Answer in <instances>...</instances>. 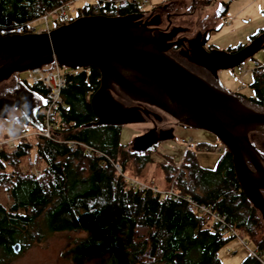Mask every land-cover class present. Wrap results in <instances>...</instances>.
Masks as SVG:
<instances>
[{
    "label": "trees",
    "instance_id": "trees-1",
    "mask_svg": "<svg viewBox=\"0 0 264 264\" xmlns=\"http://www.w3.org/2000/svg\"><path fill=\"white\" fill-rule=\"evenodd\" d=\"M78 1L0 0L1 36L26 34L45 14ZM78 11L85 17H116L139 13V7L133 0H99L86 1ZM262 35L264 31L251 42ZM75 72L63 92L65 108L53 113L52 139L37 136L0 149V187L7 198L6 204L0 203V255L15 257L16 244L24 252L43 243L48 233L69 232L83 234L71 250L77 262L95 258L97 264H223L219 253L236 238L230 229L238 235L239 230L246 232L255 250L264 254V219L241 188L230 152L209 170L197 158L198 152L212 149L202 143L185 152L180 167L164 166L177 195L164 200L152 190L129 188L113 166L103 167L104 158L81 149L72 153L68 142H84L137 178L149 161L147 153L121 144V127L94 125L91 99L101 86L100 71L92 67ZM29 85L39 94V110L46 107L48 89ZM251 87L255 102L264 106V77ZM28 127H33L30 122ZM200 204L211 205L226 218L225 231H213L210 217L197 210ZM244 264L259 262L250 256Z\"/></svg>",
    "mask_w": 264,
    "mask_h": 264
},
{
    "label": "water",
    "instance_id": "water-1",
    "mask_svg": "<svg viewBox=\"0 0 264 264\" xmlns=\"http://www.w3.org/2000/svg\"><path fill=\"white\" fill-rule=\"evenodd\" d=\"M144 17L143 13L87 16L50 33L0 36V84L15 74L55 61L73 70L97 68L101 86L91 99L97 117L95 126L122 127L144 122L141 112L115 98L111 90L114 84L131 101L157 107L186 127L213 134L232 154L240 186L264 219V167L249 136L251 132H264V107L223 91L167 55L174 45L170 43L188 29L174 27L170 32L154 35L153 30L139 26ZM161 19L154 16L149 25L159 27ZM262 48L264 35L237 53L217 49L207 52L201 46L195 63L219 81V71L242 66ZM21 99L29 102V122L40 129L34 112L36 100L40 99L31 90L23 96L0 97V108ZM173 139L172 135L162 140ZM158 142L156 134L150 131L134 140L133 150L146 153ZM21 250L20 244L13 246L15 254Z\"/></svg>",
    "mask_w": 264,
    "mask_h": 264
},
{
    "label": "rangeland",
    "instance_id": "rangeland-1",
    "mask_svg": "<svg viewBox=\"0 0 264 264\" xmlns=\"http://www.w3.org/2000/svg\"><path fill=\"white\" fill-rule=\"evenodd\" d=\"M85 0H80L71 4L68 14H73L75 10L83 8ZM167 4L169 14L177 15L174 18L173 26L190 29L189 36L209 28L211 35L209 48L220 51L237 49L242 45H248L251 38L264 31V0H152L148 9L155 6ZM227 12L234 16L232 25H225L220 22L221 16ZM43 23L39 20L32 24V27L39 29ZM52 29L55 27L52 25ZM264 66V48L259 50L253 57L247 59L242 65L245 71ZM64 70H68L65 69ZM76 71V70H75ZM240 74L238 68L221 70L218 72V80L213 81L225 92L232 95L254 97L255 91L251 87L256 78L252 73ZM31 71L18 73L17 77L21 81L31 80ZM241 78L242 81H241ZM5 83V82H4ZM4 83L0 84V90ZM244 88V89H243ZM117 100L123 102L119 89L112 90ZM28 129V128H27ZM144 127L137 124H128L121 127V144L133 149L134 140L141 136ZM8 140L5 136L3 141ZM18 140V139H17ZM15 141V144L18 141ZM191 142V148L195 149L199 144H206L212 149L197 153V158L201 167L214 170L225 147L213 134L199 129L185 128L179 129L173 140L164 141L148 152V163L145 164L140 178L128 174L130 177L138 179L146 184L156 185L160 190L171 189L172 185L166 179L164 166H178L183 160L188 147L184 142ZM221 148V151L218 149ZM172 170V168H169ZM0 201H6V195L0 187ZM242 238L233 239L219 253L223 264H244L250 258V251L255 250L253 239L243 230H239ZM82 233H48L43 243H37L24 252H19L15 257L0 255V264H97L95 258L77 262L73 259L71 250L77 238L82 237Z\"/></svg>",
    "mask_w": 264,
    "mask_h": 264
},
{
    "label": "built area",
    "instance_id": "built-area-1",
    "mask_svg": "<svg viewBox=\"0 0 264 264\" xmlns=\"http://www.w3.org/2000/svg\"><path fill=\"white\" fill-rule=\"evenodd\" d=\"M85 1H99V0H85ZM136 5L139 7V13L145 14L148 10V6L150 5L152 0H133ZM70 6H62L58 9H56L53 12L45 14L40 21L43 23V26H41L39 29L33 28L32 25H29L28 33H50L52 30V25L55 28H58L60 26L68 25L72 23L74 20L78 19L76 18L77 15H80V17H85L83 12H79L78 10H75L73 14H68V9ZM234 16L227 12L225 15L221 16L220 22H222L225 25H232L234 22ZM0 31V36H1ZM68 69V70H64ZM238 71L240 74L252 73L256 79H261L264 77V66L253 68L252 70L245 71L242 66L238 67ZM76 73L75 70L69 69L66 67H63L61 64H59L57 61H55L53 64L45 67L35 68L31 70V80L30 81H23L24 83H29L33 85H41L48 89L49 93V103L46 107L39 110V114L42 117V125L41 128H35V127H28L26 134L21 136L17 141L19 140H29L33 137H44L47 139H52L53 137V113L55 110L59 108H65V103L63 101V92L69 85V78ZM243 78H241L242 81ZM244 89V88H243ZM16 141V140H15ZM15 141L8 142L2 141L0 142V149L8 146L10 148H14ZM187 147L191 146V142H184ZM70 146V150L72 153H76L79 149L83 150L86 155L88 156H94L99 158H104L102 161L104 168H109V166H113L115 169L117 176L122 177L129 188L137 189L141 192H144L145 190H152L155 193H158L161 195L162 199H166L169 197H177L174 191V184H172L171 189L168 190H160L159 188L155 187L151 184H146L142 181H139L138 179L130 177L127 173L123 171L122 166L119 163L113 162L107 154L100 151L99 149H96L84 142H78V141H71L68 142ZM218 151H221V148L218 149ZM180 167V166H179ZM197 210L200 214L210 217L211 222L213 224V231H225L227 228V221L226 218L219 213L215 212L211 205L207 204H200L197 205ZM231 236H235L236 238H241L237 232L230 229L228 232ZM250 255L253 259L257 260L259 264H264V254L261 252H258L257 250H249Z\"/></svg>",
    "mask_w": 264,
    "mask_h": 264
},
{
    "label": "flooded vegetation",
    "instance_id": "flooded-vegetation-1",
    "mask_svg": "<svg viewBox=\"0 0 264 264\" xmlns=\"http://www.w3.org/2000/svg\"><path fill=\"white\" fill-rule=\"evenodd\" d=\"M169 6L167 4H162L153 7L152 9H148L145 13V17L142 21V23H139L140 27H146L147 29L153 30L152 33L159 34L163 32H170L173 26V21L174 18L171 20H168V12ZM161 16L162 24L159 27L149 25V22L152 20L154 16ZM159 20V19H157ZM157 29V30H156ZM185 29V28H184ZM190 33V29L187 30L185 33H180L170 44L172 45L168 51L167 55L175 59L178 63H180L182 66L190 70L192 73L200 76L207 82L214 84L215 86H218L214 81H213V75L204 69L203 67L197 65L195 63V60H197L196 56L199 54V51L201 50V46L203 49H205L207 52H211L212 50H215L213 48H209V39L211 32L209 28L204 29L203 31H199L196 34L189 36L188 34ZM207 34V35H205ZM198 39L197 41H194L190 43V41ZM169 45V44H168ZM213 77V78H212ZM219 87V86H218ZM31 86L27 83H24L21 81L18 77L17 74L13 75L8 81L4 83L0 90V97H17V96H23V94L26 92V90H31ZM114 91L118 90V88L112 84L111 85V90ZM32 91V90H31ZM33 92V91H32ZM36 97H39V94L34 92ZM122 98L123 104L126 105L127 107H132L138 110L139 112L142 113L144 122L137 124L141 125L144 127V130L141 135H144L150 131L156 134L157 140H159V144H162L164 140H162L164 137L168 136H174L176 135L177 131L185 128L186 127L182 124H180L176 119H174L172 116L168 115L167 113L163 112L162 110L158 109L157 107L144 104V103H139V102H134L131 101L129 98H127L125 95ZM238 96V95H236ZM241 97V96H238ZM245 97V96H244ZM243 99H253L250 101H257L258 98L250 97V98H244ZM257 103V102H255ZM258 104V103H257ZM262 106V105H261ZM39 107H40V100H36V104L34 105V112L37 117V113H39ZM264 107V106H263ZM38 119V118H37ZM250 140L254 148L257 150L258 155L261 159V162L264 167V132H251L250 133ZM155 146V147H156ZM154 147V148H155ZM227 151V150H225ZM150 152V151H148ZM146 152V153H148ZM249 167L252 171H256L254 166L252 164H249ZM262 193L264 195V190H262Z\"/></svg>",
    "mask_w": 264,
    "mask_h": 264
},
{
    "label": "clouds",
    "instance_id": "clouds-1",
    "mask_svg": "<svg viewBox=\"0 0 264 264\" xmlns=\"http://www.w3.org/2000/svg\"><path fill=\"white\" fill-rule=\"evenodd\" d=\"M29 118V102L24 99L16 104H5L0 108V142L5 136L8 142H13L26 134Z\"/></svg>",
    "mask_w": 264,
    "mask_h": 264
},
{
    "label": "crops",
    "instance_id": "crops-1",
    "mask_svg": "<svg viewBox=\"0 0 264 264\" xmlns=\"http://www.w3.org/2000/svg\"><path fill=\"white\" fill-rule=\"evenodd\" d=\"M33 126V125H32ZM33 127H35V126H33ZM36 128V127H35ZM39 129V128H38ZM188 150H192V151H195V149H192L191 148V146L190 147H188ZM178 166H180V164H178ZM2 189V188H1ZM3 191V190H2ZM1 200V199H0ZM6 201L4 202L3 200L2 201H0V203L1 204H6L7 203V198L5 199Z\"/></svg>",
    "mask_w": 264,
    "mask_h": 264
}]
</instances>
